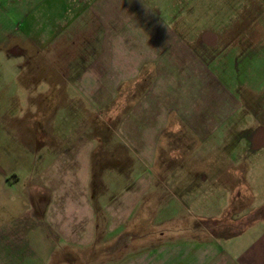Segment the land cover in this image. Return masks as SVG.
<instances>
[{"label":"crops","instance_id":"obj_1","mask_svg":"<svg viewBox=\"0 0 264 264\" xmlns=\"http://www.w3.org/2000/svg\"><path fill=\"white\" fill-rule=\"evenodd\" d=\"M197 1L0 0V46L20 59L18 81L46 84L42 103L60 94L39 128L17 130L15 149L8 152L0 137V264H74L93 249L91 255H100L87 260L102 264H264V218L237 235L201 243H146L135 236L136 225H128L140 206L136 223L144 227L148 214L138 202L151 184L135 190L140 168L150 178L159 138L169 127L172 134L183 132L193 116L145 101L143 123L129 114L126 141L105 118L111 104L121 102L120 88L142 71L144 80L152 71L175 70L178 79L200 81L197 52L184 46V39L195 38L190 13ZM137 134L143 136L138 147ZM231 195L224 211L234 198L249 199L244 189Z\"/></svg>","mask_w":264,"mask_h":264},{"label":"rangeland","instance_id":"obj_2","mask_svg":"<svg viewBox=\"0 0 264 264\" xmlns=\"http://www.w3.org/2000/svg\"><path fill=\"white\" fill-rule=\"evenodd\" d=\"M190 14L195 38L184 39V46H192L197 52L193 62L198 60L195 68L200 81L178 79L175 70L152 71L144 80L147 73L142 71L132 85L120 88L121 102L115 107L111 104L113 108L105 118L116 131V137L126 141L129 114L135 115L137 124L143 123L146 102L157 110L176 108L185 116H195L194 120L186 121L183 132L172 134L169 127L170 134L159 138L150 178L147 168H140L144 174L140 172L135 190H144L140 186L151 184L138 202L149 207L148 214L144 216V227L139 225L140 206L128 225L131 228L135 224V236L146 239V243L164 239L219 241L252 229L264 218V185L260 182V179L264 181V0H198ZM20 63L19 58L6 56L0 46V131L7 132V136L0 137L2 142L7 141L8 152L15 149L11 141L17 130L23 124L29 129L39 128L55 111L60 96L52 94L42 103L46 84L20 83L17 79L21 75ZM161 75L163 84L159 86L156 82ZM105 94L112 95L113 88L106 87ZM31 114L39 117L25 120ZM230 114L233 133L217 135L216 144H210L215 128ZM27 121L32 126H26ZM238 128L250 130L249 143L253 145L249 150H242L240 142L232 147L239 136L235 135ZM243 135L240 138L246 136ZM142 138L136 135L137 147ZM223 141L231 143L230 149L223 150ZM189 146L193 151H188ZM230 153L235 159L230 166L222 165L223 158L224 163L230 162ZM212 157L216 159V166ZM243 189L244 196H249L247 202L234 198L224 211L229 195L234 197ZM120 248L123 252L124 248ZM107 250L105 247L98 251L102 255ZM93 252L94 249L89 257L83 255L84 260L74 264H102L87 260L100 255H91Z\"/></svg>","mask_w":264,"mask_h":264},{"label":"flooded vegetation","instance_id":"obj_3","mask_svg":"<svg viewBox=\"0 0 264 264\" xmlns=\"http://www.w3.org/2000/svg\"><path fill=\"white\" fill-rule=\"evenodd\" d=\"M211 70V69H210ZM215 71V70H214ZM217 80H221L222 81V79H217ZM229 82V81H228ZM237 99L239 100V101H241L240 99H239V97H237ZM235 114H239L238 113V111L237 112H235ZM193 116V115H192ZM193 120L195 119V116H193V118H192ZM234 119H236V118H234ZM184 124H186V123H184ZM184 124H182V129L183 130H185V125ZM231 125H232V114H230L229 116H227L226 117V119H225V121L222 123V124H220L217 128H215L216 129V131H215V133L211 136V138H213V143L212 142H210V144H216V142H215V137L217 136V135H221L222 133L223 134H227V132H229V136H231V133H233V131H234V127H231ZM236 131H239V132H237L235 135H239L238 137H237V139H236V142L234 143V145H232V147H235V144L237 143V142H240V145H239V147L242 149V150H249V147H252V145L253 144H251V143H249V136H248V133H249V131L250 130H247V129H243V130H241L240 128H238ZM242 132H244V133H242ZM242 134H244V135H246V136H244V137H242V138H240V136L242 135ZM252 134V133H251ZM229 140V139H228ZM248 143H249V145H248ZM208 144H209V142H208ZM229 145H231V143L228 141V143H227V141H223V143H222V147H225V149L226 148H229L230 149V147L231 146H229ZM229 157H230V159H229V161L230 162H228V163H231V162H233V160L235 159L234 158V155L232 154V153H230V155H229ZM228 160V159H227Z\"/></svg>","mask_w":264,"mask_h":264},{"label":"water","instance_id":"obj_4","mask_svg":"<svg viewBox=\"0 0 264 264\" xmlns=\"http://www.w3.org/2000/svg\"><path fill=\"white\" fill-rule=\"evenodd\" d=\"M262 211H263V213H264V209H263Z\"/></svg>","mask_w":264,"mask_h":264}]
</instances>
